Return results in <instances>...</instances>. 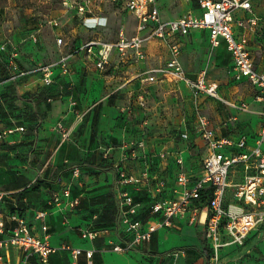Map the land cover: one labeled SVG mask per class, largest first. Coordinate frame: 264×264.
<instances>
[{
  "label": "crops",
  "instance_id": "0c3cea01",
  "mask_svg": "<svg viewBox=\"0 0 264 264\" xmlns=\"http://www.w3.org/2000/svg\"><path fill=\"white\" fill-rule=\"evenodd\" d=\"M184 1L190 10L184 13L181 8L173 14L165 0H157L161 19L175 20L188 13L200 15L195 0ZM251 4L259 18L257 26L246 29L234 26L233 31L236 37L245 40L257 71L264 72V43L261 40L264 7H258L252 0ZM126 14L131 17V32L126 31L123 23L109 21L110 16ZM66 16L65 23L70 22L68 31L51 27L46 21L37 25L29 39L43 40L44 47L25 56V66L15 62L17 53L13 44L6 56L9 63L0 61V134L14 129L0 139V193L6 195L0 201V221L6 229L15 226L10 219L9 205L17 203L32 232L39 237L47 235L50 246L56 248L46 264H175L184 252L202 259L205 256L194 246L193 231L197 228L203 231L204 227L191 223L188 216L174 220L172 227L159 228L150 242L133 251L113 252L112 244L124 242L123 227L118 223L112 226L109 215L113 210L108 198L103 197L100 202L91 199L109 191L117 196L115 167L120 163L129 175L139 179L146 163L142 161L143 155L148 157L147 166L152 168V173L167 184H174L178 157L182 158V169L190 181H195L201 176L202 161L207 155L205 143L195 133L196 107L207 118L209 128L217 138L236 143L245 136L249 149L255 145L264 125V119L258 115L264 102L256 99V90L246 80L233 79V62L225 42L221 40L217 48L211 49L208 30H193L187 36H175L181 44L179 60L184 73L194 80L205 71L207 84L215 86L220 99L245 103L248 111L235 109L205 94L194 99L184 82L160 74L155 76L154 82H147L150 71L163 66L169 58L167 44L158 39L145 44L146 57L141 61L122 59L117 52H112L105 71L95 67L94 57L83 52L73 53V49L90 39L115 42L120 28L128 37L132 36L137 22L129 11L101 4L99 23L105 27L95 32L87 31L63 12V17ZM234 17L245 19L249 14L240 10ZM62 36L65 39L62 46L57 45V38ZM0 46H5V52L8 51L5 44ZM0 54L5 55L4 52ZM63 54L71 55L70 71L63 76L59 68H54L51 86L43 84L40 73H27L39 65L57 62ZM33 61L37 65L32 66ZM21 72L27 74L20 76ZM238 86L247 92L246 96L238 93L235 97ZM59 123L67 131L66 139L57 129ZM18 128L23 130H15ZM182 133L188 134L187 140L180 138ZM129 150L138 158L126 159ZM161 154L164 156L160 157ZM74 168L80 170L78 177L73 175ZM64 186L70 187L72 197L79 198V208L67 214L47 205L51 194ZM41 212H46V217L37 219ZM143 222L148 225L157 223L158 219L150 214ZM102 223L111 228L93 241L81 238L82 230L93 229ZM43 224L48 226L46 233L41 231ZM174 235L181 236L180 244L161 245ZM3 239L5 236L0 234V240ZM198 242L202 249L203 245L208 249L201 237ZM182 245L187 246L180 248ZM62 246L92 251L93 254L86 258L82 253L74 261L68 251L61 249ZM176 253L177 257L174 256ZM25 255L8 244L0 249V264H21ZM27 261L28 264H40L33 255Z\"/></svg>",
  "mask_w": 264,
  "mask_h": 264
},
{
  "label": "built area",
  "instance_id": "2783aa9c",
  "mask_svg": "<svg viewBox=\"0 0 264 264\" xmlns=\"http://www.w3.org/2000/svg\"><path fill=\"white\" fill-rule=\"evenodd\" d=\"M195 2L200 15L194 16L188 13L168 21L161 19L156 5L157 0H60V8L89 32L105 27V24L99 23V19L102 18L98 16L99 7L103 3L119 6L135 17L137 24L132 36L128 37L123 28H120L115 42L90 39L73 49V53L83 52L89 57H94L95 67L98 70H106L110 55L114 51L122 59L131 58L133 62L144 60L145 44L150 40L158 39L167 44L169 58L163 66L150 71L151 75L146 79L147 82H154L155 76L160 74L184 82L191 90L194 99L200 94H205L218 98L235 109L248 111L245 103H230L220 99L215 86L207 84L205 71L200 72L194 80L184 73L179 60L181 44L175 36H187L193 30H208L211 49L217 48L221 40L225 42L233 62V79L246 80L256 90V99L264 102V72L257 71L245 40L236 37L233 31L234 26L240 29L257 26L259 18L252 11L251 0H195ZM240 10L247 12L249 17L235 19V12ZM46 23L51 27H59L60 21L53 18ZM33 39L36 40L35 37ZM261 40L264 43V33L261 34ZM56 44H62L61 37L57 38ZM0 52H5V46H0ZM70 57V54H63L57 62L39 65L27 73H40L43 84L51 86L54 68H59L63 76L69 73ZM27 73L21 72L20 76ZM140 104L143 106L142 101ZM71 105L75 106L74 103ZM196 112L198 119L195 133L207 147V155L202 161V173L198 179L190 181L182 169L181 157L175 160L178 173L172 186L152 173L151 167L147 166L146 155L141 157L146 163L139 179L129 175L121 163L115 167L119 224L123 227L125 238L121 244H112L113 252L133 251L140 245L150 242L159 228L172 227L174 220L188 216L191 223L204 227V240L211 251V259L218 260L220 248L232 244L242 245L251 233L264 228V149H262L264 125L258 132L255 145L248 149L245 136L236 143L225 138H217L215 132L209 128L207 118L200 114L197 107ZM258 115L264 119V108L258 112ZM57 129L63 139L68 137L61 123L57 125ZM15 130L22 131L23 128ZM13 131L14 129L5 130L0 134V139ZM180 138L187 140L188 134L182 133ZM126 155V159L138 158L131 150ZM236 168L242 172V179L232 183L230 178ZM79 174L80 170L74 168L73 175L78 177ZM129 188L135 192L143 191L151 196L154 202L150 206L149 214L158 219L157 223L146 225L137 217L140 204L134 201L128 191ZM231 188L233 190H230ZM4 197L6 195L0 193V201ZM47 205L50 209L57 208L59 212L67 214L76 209L79 198H73L70 187L64 186L51 194ZM46 215V212H41L37 214V219H44ZM10 219L15 222V226L11 229H6L0 221V234L5 236V239L0 240V249L9 244L22 250L26 255L21 264H28L27 259L31 255L36 256L40 264H46L48 256L56 251V248L50 246L47 235L36 236L27 221L16 214L10 215ZM64 222H68L67 218ZM106 230L84 229L81 231V238L93 241ZM41 231L46 233L48 226L43 224ZM226 239L228 241H225ZM61 249L68 251L74 261L82 253L86 258H91L93 254L92 251L69 246H62ZM177 255L174 254L175 257Z\"/></svg>",
  "mask_w": 264,
  "mask_h": 264
},
{
  "label": "rangeland",
  "instance_id": "374dc122",
  "mask_svg": "<svg viewBox=\"0 0 264 264\" xmlns=\"http://www.w3.org/2000/svg\"><path fill=\"white\" fill-rule=\"evenodd\" d=\"M252 2L258 7H264V0H252ZM165 4L173 14L178 13L181 8L184 13L190 10L189 4L184 0H165ZM62 17L63 12L60 8V0H0V45L5 44L8 49L7 54H0V61L5 64L9 63L6 56L11 50V44H13L16 46L17 53L14 59L15 62L25 66L27 63L25 56L44 47L43 40L38 41L36 39L32 41V38V40L29 39L30 34L35 31L37 25L47 21L49 18H60L57 29L68 31L70 29V22L65 23L67 16ZM113 20L123 23L126 31L131 32L132 23L131 17L128 14L110 16L109 21L112 22ZM65 33L67 34L68 32ZM48 37L54 43V39L50 35ZM61 38L64 42L65 39H63V36ZM8 40L11 42L8 43ZM67 41L69 42L68 38ZM210 53L211 50L208 48V56H210ZM35 65L37 64L33 61L32 66ZM229 85L228 87L230 88L231 86ZM237 89L238 92L235 94V97L238 93L243 96L247 95V92L243 91L241 86H238ZM262 149H264V146H262ZM242 175V172L236 168L230 178L232 183L241 181ZM230 190H233V188ZM193 232L194 246L198 248L199 252H203L202 254L205 257L198 259L197 256H187L186 252H184L183 257H180L175 264H264V228L251 233L242 245L232 244L220 248L218 251V260H212L211 251L209 249L204 251L198 242V238L201 237L203 243H205L203 231L197 228ZM180 241H182L181 236L174 235L161 245L167 247L173 244H180ZM225 241L228 240L226 239ZM186 246L182 245L180 248H186ZM167 264L173 263L167 262Z\"/></svg>",
  "mask_w": 264,
  "mask_h": 264
},
{
  "label": "trees",
  "instance_id": "16d2710c",
  "mask_svg": "<svg viewBox=\"0 0 264 264\" xmlns=\"http://www.w3.org/2000/svg\"><path fill=\"white\" fill-rule=\"evenodd\" d=\"M8 51L4 52V54H7ZM150 170H152V168H150ZM128 191L130 192L131 196L133 197L134 201L136 203L140 204V208L138 210V218L141 220H145L147 217H149V212H150V206L152 205V203L154 202V200L151 198V196L145 192H135L133 189L129 188ZM209 193V192H208ZM207 195V192L205 193ZM209 195V194H208ZM103 197L108 198L109 203L111 204V208L113 210V212L111 213V215H109L111 217V220H113V225L114 226L116 223L119 224V206H118V200L116 198V195L113 191H109L107 194L105 195H100V196H96L93 197V201H97L100 202L102 199H104ZM76 198V197H73ZM10 198L8 200H6V202H9ZM11 203V202H10ZM9 207L11 208V213L12 214H16L18 217L23 218L22 214H21V207L17 204L14 203L12 205H9ZM79 208V205L76 207V209ZM75 209V210H76ZM101 222V221H100ZM110 224V223H108ZM111 227L109 225H107V223H102V224H96L94 226V228L92 230H106V229H110ZM203 243V241H202ZM203 250L207 251V249L204 247L203 245Z\"/></svg>",
  "mask_w": 264,
  "mask_h": 264
}]
</instances>
